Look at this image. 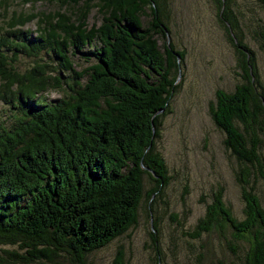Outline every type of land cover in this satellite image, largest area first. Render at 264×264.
Returning a JSON list of instances; mask_svg holds the SVG:
<instances>
[{
    "label": "trees",
    "instance_id": "obj_1",
    "mask_svg": "<svg viewBox=\"0 0 264 264\" xmlns=\"http://www.w3.org/2000/svg\"><path fill=\"white\" fill-rule=\"evenodd\" d=\"M11 1L0 0V101L17 111L9 124L0 122V243L15 246L0 247V264H85L89 251L136 222L144 173L156 243L151 206L170 175L155 142L184 57L166 41L165 0H41L56 7L28 11ZM211 1L242 72L232 90L215 89L209 112L224 145L245 164L235 174L243 217L232 214L218 185L186 233L228 225L247 242L237 264H264V207L250 183V175L264 177V90L231 0ZM92 7L99 24L86 21ZM32 19L34 34L23 27ZM86 44L93 61L77 69L70 56ZM41 50L54 64L39 58L17 69L18 52ZM49 88L60 95L45 96ZM155 258L160 264L158 249ZM112 264H124L122 247Z\"/></svg>",
    "mask_w": 264,
    "mask_h": 264
},
{
    "label": "rangeland",
    "instance_id": "obj_2",
    "mask_svg": "<svg viewBox=\"0 0 264 264\" xmlns=\"http://www.w3.org/2000/svg\"><path fill=\"white\" fill-rule=\"evenodd\" d=\"M10 6L24 11L56 7L41 0L33 3L15 0ZM230 7L237 15L242 39L254 52L256 70L264 90V6L258 0H231ZM165 8L168 39L176 48L184 50V57L179 63L181 73L177 87L169 99L168 111L161 116L160 132L155 142L170 175L160 197L151 206V221L155 220L157 226L156 243L150 234L149 201L144 195L152 182L144 173V191L136 222L105 245L89 251L85 255V264H112L118 247L123 249L124 264H156V249L159 250L160 264H237L247 248V242L235 238L228 225L202 231L198 236L186 233L202 215L204 204L218 185L223 188L222 198L232 214L243 217L244 201L235 174L245 164L224 145V132L215 125L209 112L216 88L232 90L235 83L242 80L236 51L211 0H165ZM142 19L145 21L146 17L142 16ZM86 21L88 24L100 23L95 7L88 12ZM23 27L34 34V19ZM157 39L161 44L162 38L158 36ZM91 48L86 44L81 51L73 52L70 57L75 68L93 61L88 53ZM39 58L51 64L55 61L51 53L41 50L37 56L18 52L14 64L18 70H24ZM61 73L62 79L71 80L65 70L62 69ZM60 93L49 88L45 96L58 97ZM15 111L0 101V122L9 124ZM234 122L242 128L239 120ZM258 153L264 158V137ZM250 183L264 207V177L250 175ZM184 186L186 192L182 195ZM14 246L0 243V247Z\"/></svg>",
    "mask_w": 264,
    "mask_h": 264
},
{
    "label": "water",
    "instance_id": "obj_3",
    "mask_svg": "<svg viewBox=\"0 0 264 264\" xmlns=\"http://www.w3.org/2000/svg\"><path fill=\"white\" fill-rule=\"evenodd\" d=\"M165 32V36H166V41L168 42V33H167V29H164Z\"/></svg>",
    "mask_w": 264,
    "mask_h": 264
}]
</instances>
